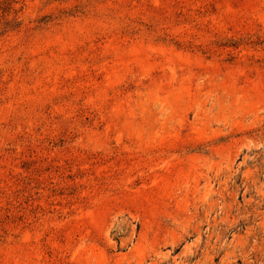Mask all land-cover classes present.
Returning <instances> with one entry per match:
<instances>
[{
    "label": "rangeland",
    "instance_id": "1",
    "mask_svg": "<svg viewBox=\"0 0 264 264\" xmlns=\"http://www.w3.org/2000/svg\"><path fill=\"white\" fill-rule=\"evenodd\" d=\"M0 264H264V0H0Z\"/></svg>",
    "mask_w": 264,
    "mask_h": 264
}]
</instances>
